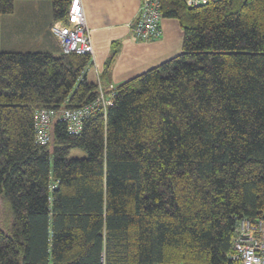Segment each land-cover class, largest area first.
Masks as SVG:
<instances>
[{"label":"trees","instance_id":"trees-1","mask_svg":"<svg viewBox=\"0 0 264 264\" xmlns=\"http://www.w3.org/2000/svg\"><path fill=\"white\" fill-rule=\"evenodd\" d=\"M68 3L51 0L53 21ZM161 14L180 52L116 84L78 134L54 121L45 145L37 109L98 95L90 56L0 51V264L231 263L237 221L264 211V0Z\"/></svg>","mask_w":264,"mask_h":264},{"label":"crops","instance_id":"crops-1","mask_svg":"<svg viewBox=\"0 0 264 264\" xmlns=\"http://www.w3.org/2000/svg\"><path fill=\"white\" fill-rule=\"evenodd\" d=\"M81 3L93 45L85 70L87 79L88 73L91 75L89 80L100 76L111 55L108 74L101 80L105 85L127 80L181 49L182 29L175 18L161 17L159 38L149 41L135 38L132 21L140 0H81ZM52 22L51 0H14L12 12L0 16V51H47L59 55V44L50 31Z\"/></svg>","mask_w":264,"mask_h":264},{"label":"built area","instance_id":"built-area-1","mask_svg":"<svg viewBox=\"0 0 264 264\" xmlns=\"http://www.w3.org/2000/svg\"><path fill=\"white\" fill-rule=\"evenodd\" d=\"M213 0H185L187 5H199ZM161 0H140L137 13L132 21V31L140 41H149L161 36ZM50 31L59 43L63 54H93L90 30L81 0H69L65 20L53 21ZM98 95L82 107H60L37 109L34 113V140L45 145L50 140L51 126L56 120L64 122L71 134H78L83 120L91 113L102 111L112 103L115 85L103 87L99 77ZM231 263L227 264H264V211L255 220L242 218L237 221L232 239ZM185 264V263H166ZM197 264V263H188Z\"/></svg>","mask_w":264,"mask_h":264},{"label":"rangeland","instance_id":"rangeland-1","mask_svg":"<svg viewBox=\"0 0 264 264\" xmlns=\"http://www.w3.org/2000/svg\"><path fill=\"white\" fill-rule=\"evenodd\" d=\"M13 19L15 20V17L13 16ZM56 39V38H55ZM57 41V40H56ZM6 43L9 42L8 40L5 41ZM58 42V41H57ZM12 43V42H10ZM8 44V43H7ZM13 44V43H12ZM59 44V43H58ZM181 50V49H180ZM180 52V51H179ZM88 76L90 77L89 79H91V75L88 73ZM86 156V152L81 149V148H71L69 153H68V157L69 158H73V157H76V158H83ZM1 202V201H0Z\"/></svg>","mask_w":264,"mask_h":264}]
</instances>
